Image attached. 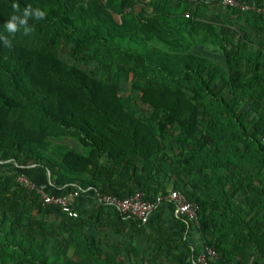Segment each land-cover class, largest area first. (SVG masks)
<instances>
[{
	"label": "trees",
	"instance_id": "1",
	"mask_svg": "<svg viewBox=\"0 0 264 264\" xmlns=\"http://www.w3.org/2000/svg\"><path fill=\"white\" fill-rule=\"evenodd\" d=\"M218 2L0 0V264H125L33 166L56 194L179 190L220 264L264 254V12ZM25 8L32 32H3Z\"/></svg>",
	"mask_w": 264,
	"mask_h": 264
},
{
	"label": "crops",
	"instance_id": "2",
	"mask_svg": "<svg viewBox=\"0 0 264 264\" xmlns=\"http://www.w3.org/2000/svg\"><path fill=\"white\" fill-rule=\"evenodd\" d=\"M242 21L237 22L242 24ZM75 149L83 150L79 145ZM29 177L32 182L40 183L49 194L57 195L62 191V187L52 185L49 172L41 167H31ZM73 186L78 195L71 197L70 202L79 213L85 215L87 231L100 232L103 242L115 245L117 259L125 264H195L198 253L207 245L198 227L184 221L173 206L161 204L144 219H135L121 216L113 207L103 205L92 186L80 190L76 184ZM47 218L54 220L56 215L49 214ZM182 222L183 228L180 226ZM237 243L242 244L241 241ZM113 252L110 250V253ZM215 260L220 264L218 254ZM231 264H264V254L257 249L247 248L244 257L235 256Z\"/></svg>",
	"mask_w": 264,
	"mask_h": 264
},
{
	"label": "built area",
	"instance_id": "3",
	"mask_svg": "<svg viewBox=\"0 0 264 264\" xmlns=\"http://www.w3.org/2000/svg\"><path fill=\"white\" fill-rule=\"evenodd\" d=\"M187 1L195 2V0ZM218 4L223 7L237 8L242 11L255 9L257 12H264V7L255 8L252 5L239 2L238 0H219ZM184 16L189 17V13H184ZM261 142L264 144V136L261 137ZM20 181L28 188L35 190L39 194L43 204L58 206L61 212L68 217L75 218L78 216V211L70 202V198L77 196L78 191L75 190L67 194L53 195L44 191L42 187L35 186V184L27 178L20 177ZM99 200L103 205L113 207L121 215L135 219H144L161 204L165 202L170 203L181 216L189 220L195 226H198L199 205L189 200L186 195L179 190H170L165 194H158L151 199L146 198L141 191H135L124 198H119L110 194H101L99 195ZM217 254L214 248L209 245H204L203 249L195 258V264H219L216 260L213 261L217 258Z\"/></svg>",
	"mask_w": 264,
	"mask_h": 264
},
{
	"label": "clouds",
	"instance_id": "4",
	"mask_svg": "<svg viewBox=\"0 0 264 264\" xmlns=\"http://www.w3.org/2000/svg\"><path fill=\"white\" fill-rule=\"evenodd\" d=\"M12 7L14 10L18 9L17 4H13ZM44 15V12L39 9L25 8L22 13L13 14L4 22L3 32H6L9 35H14L22 30L24 35H28L33 30L32 26L28 23L29 19L32 18L34 20H41ZM0 41H2L5 45L11 46L8 36H5L3 33H0Z\"/></svg>",
	"mask_w": 264,
	"mask_h": 264
}]
</instances>
